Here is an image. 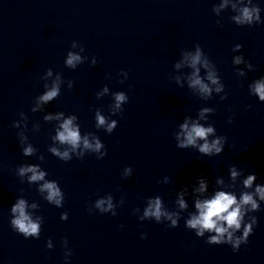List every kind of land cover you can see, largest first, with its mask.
I'll return each instance as SVG.
<instances>
[{
  "label": "water",
  "instance_id": "95a60500",
  "mask_svg": "<svg viewBox=\"0 0 264 264\" xmlns=\"http://www.w3.org/2000/svg\"><path fill=\"white\" fill-rule=\"evenodd\" d=\"M213 2L0 0V264H64L61 237H67L72 249L69 264H264V206L254 213L258 224L248 243L236 252L226 244H206L185 228L186 211L174 228L140 221L131 211L143 207L144 197L156 194L172 209L176 189L200 174L208 177L211 187L217 175L227 176L232 163L264 178V102L249 96L247 89L249 81L264 73V24L238 27L225 10L220 27ZM73 39L84 45L82 55L96 56L95 65L86 60L76 69L65 67L64 55ZM196 42L219 69L228 93L224 100L218 94L200 100L168 78L179 49ZM235 43L242 44L239 51L255 65L243 77L231 64ZM47 67L72 79L74 86L62 85L44 111L76 113L81 130L95 132L104 142L105 157L86 153L65 162L47 151L54 122L43 121L44 112L29 111L32 98L43 90L40 76ZM119 69L129 74L123 84L117 79ZM105 83L110 91L124 90L129 96L122 114L113 117L118 124L112 133L94 127V108L108 114L111 103L110 95L95 97ZM248 104L252 107L246 109ZM203 105L215 107L210 122L228 138L217 156L178 149L171 135L185 115H195ZM20 111L28 116L27 135L44 154L43 161L21 154L18 129L11 126L20 119ZM233 113L229 124L227 117ZM33 121L40 123L38 131L31 130ZM22 161L40 163L48 178L59 182L65 194L62 207L43 200L35 184L21 183L14 169ZM129 164L133 173L122 178ZM164 175L169 182L157 183ZM106 192L113 194L114 202L121 195L125 198L117 215L89 213L92 201ZM20 194L40 205L35 211L44 223L38 239H25L9 226V205ZM62 211L68 212L66 220L59 218ZM141 232L147 233L144 239ZM48 237L53 239L52 249L44 247Z\"/></svg>",
  "mask_w": 264,
  "mask_h": 264
},
{
  "label": "clouds",
  "instance_id": "9594fccd",
  "mask_svg": "<svg viewBox=\"0 0 264 264\" xmlns=\"http://www.w3.org/2000/svg\"><path fill=\"white\" fill-rule=\"evenodd\" d=\"M225 10L230 11L228 19L238 27L264 24V5L261 0H216L212 3V12L217 18L216 24L220 27H223L222 13ZM241 48V43H235L231 48L234 53L231 57V64L238 77L245 76L246 70H255V65L239 51ZM84 52V45L73 39L64 55L65 67L76 69L86 60L90 65H95L96 56L92 55L89 58L87 55H82ZM172 68L173 71L168 78L178 87H186L200 100L207 101L213 98L214 94H218L219 100H224L228 95L219 69L199 42L194 43L191 48L181 47L178 57L172 63ZM128 75L127 70L119 69L117 79L123 84ZM105 78H111V73H105ZM40 79L43 90L32 98L29 111L44 112L42 120L54 122L53 131L49 137L51 143L47 145V151L65 162L73 157L83 158L86 153L94 154L96 159L105 157L107 148L104 142L95 132L81 130L76 113H66L63 110L44 111L45 105L58 97L61 86L65 85L71 89L74 81L70 78L65 79L60 71L54 72L52 67H47ZM128 87L130 88L131 85L129 84ZM247 89L249 96H255L259 102H264V73L249 81ZM105 95L111 97L108 114H105L101 107L94 108V127L103 129L106 133H112L118 124V120L113 117L122 114L123 105L129 101V96L124 90L110 91L107 83L95 92L97 99ZM251 107V104L245 105L246 109ZM215 111L214 106L203 105L198 107L195 115H185L171 133L175 147L178 149L191 148L200 155L208 157L222 153L228 138L224 134H219L214 123L210 122L209 114ZM18 115L20 119L13 120L11 126L18 129L16 135L22 156H35L37 161H43L44 154L40 153L29 141L28 116L24 111H20ZM233 115L234 113L227 117L229 124L233 121ZM40 127L38 121H33L31 130L38 131ZM132 173L133 166L129 164L123 167L120 175L126 179ZM14 174L19 177L21 183L26 181L28 185L35 184L37 192L47 203L57 208L63 206L65 199L63 189L56 179L48 178L47 170L40 163L22 161L16 165ZM169 180L170 177L164 175L156 182L167 184ZM19 192L23 193L24 189H19ZM143 200L142 208L133 207L131 209L138 220H152L155 223L164 224L167 228H174L186 211L187 215L183 217L185 228L192 230L196 237H202L206 244H226L233 252H236L242 244L248 243V237L258 224V217L254 213L261 211L264 206V178L258 179L257 172H245L243 168L232 163L227 167V176L217 175L211 187L208 177L200 174L195 177L194 181L176 189L172 209L165 205L159 194L146 196ZM124 203L123 195L114 202L113 194L106 192L98 195L87 211L89 213L93 211L101 214L109 213L115 216L118 206ZM39 207L36 200L29 201L25 195H17L8 208V222L11 229L25 239L29 237L38 239L44 223L43 216L35 211ZM59 218L66 220L68 212L62 211ZM118 227L122 228L123 225ZM146 236V232L140 233L141 239ZM44 247L47 249L54 247L51 237L45 240ZM61 247L64 264H69L72 249L68 246L67 237H61Z\"/></svg>",
  "mask_w": 264,
  "mask_h": 264
}]
</instances>
